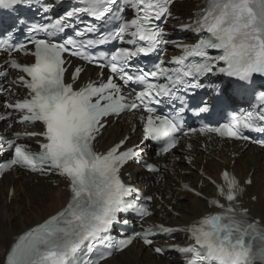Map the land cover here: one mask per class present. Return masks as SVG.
<instances>
[{
	"label": "snow or ice",
	"instance_id": "snow-or-ice-1",
	"mask_svg": "<svg viewBox=\"0 0 264 264\" xmlns=\"http://www.w3.org/2000/svg\"><path fill=\"white\" fill-rule=\"evenodd\" d=\"M20 2L22 0H0V6ZM172 2L78 0L80 6L29 29L30 33H45L44 37L30 36L27 43L17 45L9 44L8 40L0 41V51L8 57L6 66L22 73L11 85L27 90L23 98L5 104L11 111L3 118L9 119L15 112L19 114L20 123L43 125L40 132L24 133L28 138H42L36 151L16 142L21 138L20 133L15 134L16 139L7 141L13 155L0 163V174L13 168L42 174L54 172L66 180L68 188L63 206L42 224L19 236L7 253L5 264H72V259L85 246L91 249L105 245L120 252L136 240L151 246L152 237L176 231L186 232L191 241L188 246L177 248L185 256V264H264V220L251 217L239 202L244 187L228 171L221 173L223 184L207 177L215 185V195L207 201L217 210L214 213L203 215L184 228L152 224L119 241H112L106 235L117 221L118 213L131 210L141 219L150 217L148 202L154 199L145 196L142 203L136 189L121 178L124 165L140 155L138 145L124 148L125 137L107 150H97L96 141L107 117L142 110L146 115L141 116V143L158 142L162 153L177 148L181 133L187 136L189 132H208L245 141L252 139L244 134L245 129L264 134V91L258 93L259 107L254 112L241 116L231 114L229 121L219 127L203 125L199 130L184 131L182 124L185 111L182 93L203 88V79L217 73L241 82L251 81L255 74L264 76V0H205L192 24L182 26L207 34L193 44L165 39L166 34L157 22L171 15ZM126 8L134 9L133 18H124L122 13ZM84 16L98 23H90L83 30L75 29L73 21ZM113 21L118 22L114 30L99 33L98 24ZM70 28L74 35H59ZM97 33V38H90ZM116 40L126 46L117 47L110 54L88 52ZM169 43L175 44L179 55L168 61L161 57L151 70L134 66L139 57L161 52ZM209 50H217L218 54L211 55ZM21 51L32 57L31 62L20 63L13 57V52ZM65 53L107 69L109 74L105 79L101 71L96 80L81 84L84 69L76 67L69 80ZM3 78L7 79L6 73ZM132 85L136 88L125 93V88ZM165 100L173 103L174 112L157 114L152 105ZM175 102L181 106L176 108ZM205 111L206 106L199 109V112ZM188 148L191 149L190 144ZM185 160L192 163L189 156ZM147 167L149 171H159L153 165ZM201 175H204L203 170ZM251 183V179L243 182ZM181 187L196 197L202 196L187 183H181ZM153 251L163 254L165 248L156 246ZM111 255L112 252H108L91 264H101Z\"/></svg>",
	"mask_w": 264,
	"mask_h": 264
},
{
	"label": "bare ground",
	"instance_id": "bare-ground-1",
	"mask_svg": "<svg viewBox=\"0 0 264 264\" xmlns=\"http://www.w3.org/2000/svg\"><path fill=\"white\" fill-rule=\"evenodd\" d=\"M199 1L187 0L182 4H176L175 8L185 17H190L189 11L193 10ZM124 126L116 124L109 131H105L106 138H100L98 147L105 148L110 143L120 139L125 133ZM238 157L231 158V153L219 152V161L208 159L215 153L210 151L206 155L197 152L198 165L202 166L205 173L218 174L221 168H231L240 178L241 182L248 173H252L251 185L245 190V195L241 199L243 207L249 210V215L254 218L264 220V154H250L249 151L239 153L234 145L231 146ZM204 162V163H203ZM232 163V165H231ZM171 178L168 174L163 175L161 180L154 189L161 195L163 204L172 207L178 215L175 221L180 225H186L191 220H194L208 211L207 203L199 199L191 198L190 201L185 199L178 205L180 198L184 195L179 192L177 181L199 182L205 185L203 192L209 196L213 195V189L207 185L206 181L200 174L190 173L188 176H183L174 171ZM188 167H182L181 170H188ZM12 186L14 188V196L11 201L7 202V190ZM55 199H52L53 197ZM255 201H252V197ZM22 197V198H21ZM66 193L60 191L59 188H52L42 179H37V184L34 180L28 178H20L15 180L13 176H7L0 181V264L2 263V250L9 246L12 238L27 228L38 224L47 216L56 212L64 203ZM163 215L162 212H159ZM168 220H172L168 212L164 215ZM103 264H163L155 260L154 256L149 251L142 249L140 246L130 247L123 255L116 259L105 261Z\"/></svg>",
	"mask_w": 264,
	"mask_h": 264
},
{
	"label": "rangeland",
	"instance_id": "rangeland-1",
	"mask_svg": "<svg viewBox=\"0 0 264 264\" xmlns=\"http://www.w3.org/2000/svg\"><path fill=\"white\" fill-rule=\"evenodd\" d=\"M53 197V196H52ZM52 199H55L54 197Z\"/></svg>",
	"mask_w": 264,
	"mask_h": 264
}]
</instances>
